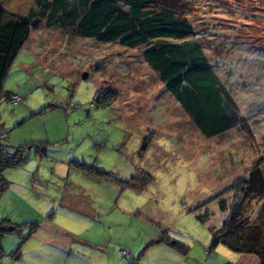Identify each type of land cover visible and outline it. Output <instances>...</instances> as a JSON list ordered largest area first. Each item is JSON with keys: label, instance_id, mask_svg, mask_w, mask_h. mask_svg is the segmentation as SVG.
Wrapping results in <instances>:
<instances>
[{"label": "rangeland", "instance_id": "1", "mask_svg": "<svg viewBox=\"0 0 264 264\" xmlns=\"http://www.w3.org/2000/svg\"><path fill=\"white\" fill-rule=\"evenodd\" d=\"M156 1L193 25L194 40L229 92L236 125L204 135L145 61L143 45L75 37L43 20L2 84L0 146H23L27 159L4 170L10 183L0 195V214L5 206L57 205L68 184L96 187L99 195L85 193L105 206L106 235L142 244L158 228L183 251L171 254L170 264L235 263L243 253L222 243L210 248V227L229 216L218 200L225 207L241 202L242 179L250 188L264 183V0ZM0 4L24 19L53 8V0ZM104 89L114 91L110 104L99 99ZM13 93L22 99L10 101ZM250 198L244 214L253 219L264 195ZM151 240L141 253L159 242Z\"/></svg>", "mask_w": 264, "mask_h": 264}, {"label": "trees", "instance_id": "2", "mask_svg": "<svg viewBox=\"0 0 264 264\" xmlns=\"http://www.w3.org/2000/svg\"><path fill=\"white\" fill-rule=\"evenodd\" d=\"M52 5V10H38L36 16L29 14V19H24L10 17L0 4V94L17 50L46 20L47 27L57 25L69 29L75 37L130 47L143 45L145 61L204 135H216L236 125V110L229 92L220 85L202 46L194 40L193 25L183 14L161 7L156 0H77L76 3L53 0ZM111 93H114L112 89L102 90L101 102L110 104ZM146 142L142 143L141 150L147 146ZM8 148L0 146V192L9 183L4 170L20 166L27 159L23 146ZM81 166L89 167L83 163ZM255 179L262 182V175L258 173ZM241 182L244 185L240 184L238 189L245 203L242 199L241 202L232 200L225 207L224 200H218L220 209L230 210L222 226L210 227V248L222 243L235 251L251 253L259 264H264V201L255 218L244 214L250 197L264 195V183L259 187L255 183L256 187L250 188L247 178ZM207 212L200 214L201 219L207 218ZM12 228L0 223V235Z\"/></svg>", "mask_w": 264, "mask_h": 264}, {"label": "crops", "instance_id": "3", "mask_svg": "<svg viewBox=\"0 0 264 264\" xmlns=\"http://www.w3.org/2000/svg\"><path fill=\"white\" fill-rule=\"evenodd\" d=\"M68 185L57 205L43 204L38 209L5 206L0 223L13 228L0 235V264H170L171 254L183 256V251L177 248L178 241H170L168 233L160 232L158 228L150 230L144 238L140 237L143 243L147 239L159 241L142 253L143 243L123 244L113 235H106L102 227L105 206L99 200H90V194L85 193L92 189L99 195L101 191L96 187ZM70 221L75 224L69 225ZM121 247H126L124 249L129 252L126 258L122 256ZM258 262L255 255L243 253L235 263Z\"/></svg>", "mask_w": 264, "mask_h": 264}, {"label": "built area", "instance_id": "4", "mask_svg": "<svg viewBox=\"0 0 264 264\" xmlns=\"http://www.w3.org/2000/svg\"><path fill=\"white\" fill-rule=\"evenodd\" d=\"M9 99L12 102H17V101H20L21 100V96L18 95V94H16V93H13V94L9 95ZM121 253H122V256L124 258H126L129 255V252L126 249H122Z\"/></svg>", "mask_w": 264, "mask_h": 264}, {"label": "bare ground", "instance_id": "5", "mask_svg": "<svg viewBox=\"0 0 264 264\" xmlns=\"http://www.w3.org/2000/svg\"><path fill=\"white\" fill-rule=\"evenodd\" d=\"M21 99H22V97H21Z\"/></svg>", "mask_w": 264, "mask_h": 264}]
</instances>
